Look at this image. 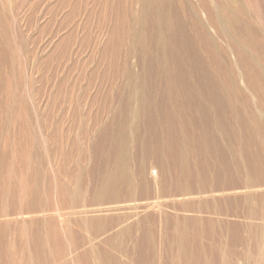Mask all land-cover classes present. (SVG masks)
<instances>
[{"label":"rangeland","instance_id":"374dc122","mask_svg":"<svg viewBox=\"0 0 264 264\" xmlns=\"http://www.w3.org/2000/svg\"><path fill=\"white\" fill-rule=\"evenodd\" d=\"M0 264H264V0H0Z\"/></svg>","mask_w":264,"mask_h":264},{"label":"bare ground","instance_id":"6f19581e","mask_svg":"<svg viewBox=\"0 0 264 264\" xmlns=\"http://www.w3.org/2000/svg\"><path fill=\"white\" fill-rule=\"evenodd\" d=\"M156 203V202H155ZM154 204V203H153ZM73 212V211H72ZM55 214H56V212H55ZM50 215V214H49ZM52 215V214H51ZM30 217V216H29ZM21 218V217H20ZM2 221V220H1Z\"/></svg>","mask_w":264,"mask_h":264}]
</instances>
